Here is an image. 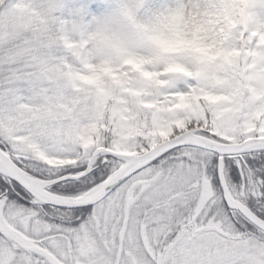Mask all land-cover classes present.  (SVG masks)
Masks as SVG:
<instances>
[{
	"label": "snow or ice",
	"instance_id": "1",
	"mask_svg": "<svg viewBox=\"0 0 264 264\" xmlns=\"http://www.w3.org/2000/svg\"><path fill=\"white\" fill-rule=\"evenodd\" d=\"M240 2L242 46L205 53L153 34L199 0L151 28L124 5L142 31L104 46L72 0H0V264H264V0Z\"/></svg>",
	"mask_w": 264,
	"mask_h": 264
},
{
	"label": "clouds",
	"instance_id": "2",
	"mask_svg": "<svg viewBox=\"0 0 264 264\" xmlns=\"http://www.w3.org/2000/svg\"><path fill=\"white\" fill-rule=\"evenodd\" d=\"M138 0H119L110 17H97L90 36L93 46H104L140 33L126 16L123 6L135 8ZM175 4L176 0H172ZM247 5L240 0H199L194 15L184 29L177 32L172 26L163 24L153 34L173 47L199 49L201 52H215L221 47L242 46L240 34L247 30L248 21L244 15ZM137 23L151 26L154 20L135 9ZM95 34V35H92ZM145 54L150 51L144 48Z\"/></svg>",
	"mask_w": 264,
	"mask_h": 264
},
{
	"label": "trees",
	"instance_id": "3",
	"mask_svg": "<svg viewBox=\"0 0 264 264\" xmlns=\"http://www.w3.org/2000/svg\"><path fill=\"white\" fill-rule=\"evenodd\" d=\"M114 1H115L116 5L119 2V0H114ZM152 3L160 6L161 4L164 3V0H153V1L149 2V4L147 3L146 7H144L143 10H142L143 12H141L142 15H148L149 14L150 5ZM111 5H113L111 1L110 2H106V1H103V0H95V1L87 3L86 13H87L88 18L91 19L92 17H99L100 14L104 15L108 9L109 10L111 9ZM257 10L260 11L259 8ZM180 83L183 86V84L185 82L182 81Z\"/></svg>",
	"mask_w": 264,
	"mask_h": 264
},
{
	"label": "rangeland",
	"instance_id": "4",
	"mask_svg": "<svg viewBox=\"0 0 264 264\" xmlns=\"http://www.w3.org/2000/svg\"><path fill=\"white\" fill-rule=\"evenodd\" d=\"M92 1H95V0H72V3H73V6L76 7V8H83L85 11L87 10V3L89 2H92ZM103 1H106V2H112L113 5H111V9L107 10L106 13L103 15V14H100L99 17H110L112 16L114 10H115V7H116V4H115V1L114 0H103ZM153 0H145V4H149V2H151ZM114 2V3H113ZM167 2H170V0H165L164 3H167ZM159 7V5H156L154 3H152L150 5V11H152L153 9ZM143 9H140V12H143L142 11ZM142 14V13H141ZM183 80H181L180 82H182Z\"/></svg>",
	"mask_w": 264,
	"mask_h": 264
}]
</instances>
